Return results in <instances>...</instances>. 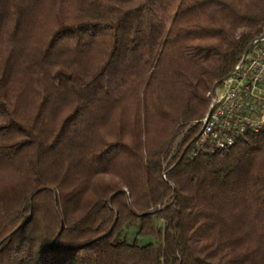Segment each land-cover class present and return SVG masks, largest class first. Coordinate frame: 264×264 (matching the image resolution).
<instances>
[{"label": "trees", "instance_id": "1", "mask_svg": "<svg viewBox=\"0 0 264 264\" xmlns=\"http://www.w3.org/2000/svg\"><path fill=\"white\" fill-rule=\"evenodd\" d=\"M263 30L264 0H0V264H264V131L189 155Z\"/></svg>", "mask_w": 264, "mask_h": 264}, {"label": "built area", "instance_id": "2", "mask_svg": "<svg viewBox=\"0 0 264 264\" xmlns=\"http://www.w3.org/2000/svg\"><path fill=\"white\" fill-rule=\"evenodd\" d=\"M245 60L212 95L189 155H213L249 133L264 131V30L247 46Z\"/></svg>", "mask_w": 264, "mask_h": 264}, {"label": "water", "instance_id": "3", "mask_svg": "<svg viewBox=\"0 0 264 264\" xmlns=\"http://www.w3.org/2000/svg\"><path fill=\"white\" fill-rule=\"evenodd\" d=\"M247 53H248V49H246L244 52L243 61L245 60ZM229 77H230V75H228L225 79H228Z\"/></svg>", "mask_w": 264, "mask_h": 264}, {"label": "rangeland", "instance_id": "4", "mask_svg": "<svg viewBox=\"0 0 264 264\" xmlns=\"http://www.w3.org/2000/svg\"><path fill=\"white\" fill-rule=\"evenodd\" d=\"M211 98H212V96H211ZM196 123H198V122H195L194 124H196ZM176 145V144H175ZM166 166H167V164L166 165H164V168H166ZM164 177H166V175H164ZM107 180H110V176L109 177H107ZM126 195L127 196H129V193L128 192H126Z\"/></svg>", "mask_w": 264, "mask_h": 264}]
</instances>
